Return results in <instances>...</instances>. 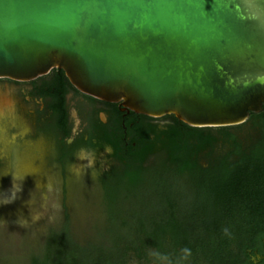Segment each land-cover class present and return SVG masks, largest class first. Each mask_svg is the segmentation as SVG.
<instances>
[{
  "label": "water",
  "instance_id": "95a60500",
  "mask_svg": "<svg viewBox=\"0 0 264 264\" xmlns=\"http://www.w3.org/2000/svg\"><path fill=\"white\" fill-rule=\"evenodd\" d=\"M53 70L136 115L240 126L264 106V0H0V80Z\"/></svg>",
  "mask_w": 264,
  "mask_h": 264
},
{
  "label": "trees",
  "instance_id": "16d2710c",
  "mask_svg": "<svg viewBox=\"0 0 264 264\" xmlns=\"http://www.w3.org/2000/svg\"><path fill=\"white\" fill-rule=\"evenodd\" d=\"M53 73L45 132L62 136L56 155L64 167L79 148L106 152L104 223L80 241L66 214L28 264H264V106L226 128H191L172 116L160 132L132 115L125 139L118 113L103 125L94 112L87 140L81 135L68 146L64 95L71 85L62 71Z\"/></svg>",
  "mask_w": 264,
  "mask_h": 264
},
{
  "label": "rangeland",
  "instance_id": "374dc122",
  "mask_svg": "<svg viewBox=\"0 0 264 264\" xmlns=\"http://www.w3.org/2000/svg\"><path fill=\"white\" fill-rule=\"evenodd\" d=\"M22 122L24 132L8 128L0 136V264H28L66 214L80 241L95 236V227L104 223L99 179L109 170L106 152L79 148L64 167L52 135H37L30 122ZM79 127L76 118L73 133ZM89 153L91 168L82 166ZM12 192L15 198L6 203Z\"/></svg>",
  "mask_w": 264,
  "mask_h": 264
},
{
  "label": "flooded vegetation",
  "instance_id": "af4514ba",
  "mask_svg": "<svg viewBox=\"0 0 264 264\" xmlns=\"http://www.w3.org/2000/svg\"><path fill=\"white\" fill-rule=\"evenodd\" d=\"M53 71L44 77L29 82L0 80V94L5 95L7 92L5 96L8 102H6V108L4 109L3 107L4 110L0 117V136L8 128L14 131L19 129L21 132H24L26 129L22 126V121L30 122L37 135L45 134L46 127L51 121L50 116L52 114L48 106L55 105V97L53 95H48L46 87V83L52 82L54 75ZM53 93H55V91ZM64 99V105H66L68 110L67 125L70 130V135L64 139V143L68 146L73 145L74 141L81 135L83 139L87 140L85 129L89 123L87 120L89 114L91 115L97 112L99 122L103 125H107L109 118L118 113L121 117L120 125L124 135L123 139L126 137L128 127H132L133 125L129 123L128 126L127 123L129 120L134 119L132 115H136L119 104H109L82 95L72 86H67ZM77 105H80L83 112L82 114L79 113ZM72 111L76 113V118L80 124L79 130L76 133H73V126L76 118L72 117ZM136 116L144 117L143 121L146 124L155 126L160 132L166 130L168 126L173 124L172 116H165L159 119L148 118L141 115ZM61 140L62 136L53 137L56 149L58 147L57 143Z\"/></svg>",
  "mask_w": 264,
  "mask_h": 264
},
{
  "label": "clouds",
  "instance_id": "9594fccd",
  "mask_svg": "<svg viewBox=\"0 0 264 264\" xmlns=\"http://www.w3.org/2000/svg\"><path fill=\"white\" fill-rule=\"evenodd\" d=\"M106 151H110V150H106ZM89 156H91L90 153L88 154V156H85V157H84V160H86L87 163L84 164V165H82V166L87 167V168H91V167L94 166L95 161H94V159H89ZM19 190H20V189H19ZM15 195H16V193L13 194V192H12L11 199H8V198L5 199V200H7L6 203H10V202L15 198ZM6 203H5V204H6ZM18 223H19V225H20L21 227H24V224H22V223L20 222V220L18 221ZM183 252H184V257H183V259H187V257L191 255L189 249H184ZM156 256H157V259H160V260H167V259H168L167 257H161V256H159V254H156Z\"/></svg>",
  "mask_w": 264,
  "mask_h": 264
},
{
  "label": "bare ground",
  "instance_id": "6f19581e",
  "mask_svg": "<svg viewBox=\"0 0 264 264\" xmlns=\"http://www.w3.org/2000/svg\"><path fill=\"white\" fill-rule=\"evenodd\" d=\"M6 92V91H5ZM7 93V92H6ZM5 93V95H6ZM4 94H0V117L2 116L3 110L6 108L7 97ZM10 102V101H9ZM8 103V102H7ZM11 106V105H10ZM4 107V109H3ZM12 110V109H11ZM12 112V111H11ZM6 114V112H5Z\"/></svg>",
  "mask_w": 264,
  "mask_h": 264
}]
</instances>
